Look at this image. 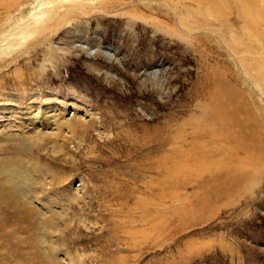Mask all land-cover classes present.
<instances>
[{
	"label": "rangeland",
	"instance_id": "rangeland-1",
	"mask_svg": "<svg viewBox=\"0 0 264 264\" xmlns=\"http://www.w3.org/2000/svg\"><path fill=\"white\" fill-rule=\"evenodd\" d=\"M45 1L0 0V168L39 179L65 264H264V0H58L36 26ZM48 106L91 125L40 143ZM1 191L0 264H45Z\"/></svg>",
	"mask_w": 264,
	"mask_h": 264
},
{
	"label": "bare ground",
	"instance_id": "bare-ground-1",
	"mask_svg": "<svg viewBox=\"0 0 264 264\" xmlns=\"http://www.w3.org/2000/svg\"><path fill=\"white\" fill-rule=\"evenodd\" d=\"M79 2H80V0H79ZM58 5H59L58 0H47V1H45L41 5L40 10L34 14V15H37L35 20L33 21L37 24L36 26H40L41 22L44 23V22H47L48 20H50L52 12L54 10V7H57ZM20 25H22V26H20ZM25 30H27V27L24 26V22H21L20 24H17L14 31H11L10 33L12 35L14 33L24 32ZM55 112L59 113V114H63L60 106H48L47 108H44L42 117H40L42 112L41 111L38 112L37 110H35L36 114H33L32 118L30 120L31 121L30 123L32 126V131L34 132V134H36L38 136V138L40 139V143H42L47 138L54 137L55 135H57L59 133V131L64 126H67V128H69V129H74L77 127H80V128L83 127V129H88L89 126L91 125V123H88V124L86 123L87 118L82 114V112H79L77 110H75L74 113L72 114L71 118H69L65 122V124H68L71 120L69 125L64 124L63 121L65 118L62 116H60V118L58 117L59 118L58 121H55V119L52 118V113H55ZM59 114L57 116H59ZM54 115H56V114H54ZM95 124H101V122H98V121L96 122L92 119V125H95ZM109 135H111V133L105 131V132L100 134V138H103V137L109 136ZM63 137L66 138V136H63ZM10 140H12V139H10ZM22 140L25 142V145L22 146L24 151H28L29 150L28 147L35 144L32 141H30L29 138H27V137H23ZM75 140L78 143V145L73 146V147H74L75 151H79L85 146L86 141L83 138H78V137H76ZM57 149H59V150L56 152V149H55L54 153H56V154L61 153V152L66 153L65 149L63 147H59ZM11 160H12V158H11ZM26 166H28L27 163L22 164V167H23L22 169L18 168L16 166H10V165L1 166V168H0V191H1V189L3 191L7 190V191H9V192H7L8 194L12 193V192H16L17 196L21 197V199H19V198L17 199V202L18 203L20 202L25 207V209H27V210H29V209L35 210V214L39 215V217H41V220H39V222L37 224L38 225L37 235L35 237V244L38 248V253L40 255L39 256L40 259H42L45 264H53L52 259L48 255L49 251H51V252L55 253V255H57V257H58L57 261L59 264H65L67 253H65L63 255L58 254V253H60V250H59V244L56 242L57 237L55 236L56 233L57 232L59 233L61 230H60V228L57 229V227H56L55 231L49 232L44 228L43 220L44 219H52V217L50 216L49 211L46 208L37 209L38 207L36 206V204L33 201H31L32 198L30 199L29 194L31 192H33V186L32 185H37L39 183L35 182L37 179L36 180L33 179V180H31L32 184L30 185V180L28 179L30 175H28V173H27V169L25 168ZM31 170H33V169L31 168ZM33 173H35V170ZM81 187H83V189L86 188V186L84 184H81ZM42 188H43V185H42ZM56 215H57V218L59 220H62L66 216V213L64 214L63 212L58 211V213H56ZM52 220H53V222H55L54 219H52ZM83 223H85V222H83ZM94 224H97V223L94 222ZM57 225H59V222L57 223ZM85 227L87 228L86 224H85ZM61 229H62V227H61ZM48 237H50L49 243L47 241ZM71 260H73V259H71Z\"/></svg>",
	"mask_w": 264,
	"mask_h": 264
}]
</instances>
